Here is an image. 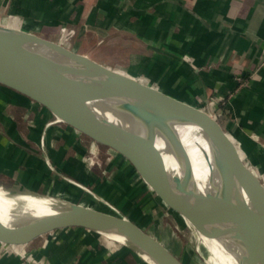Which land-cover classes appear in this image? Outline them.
Wrapping results in <instances>:
<instances>
[{
  "label": "crops",
  "instance_id": "crops-1",
  "mask_svg": "<svg viewBox=\"0 0 264 264\" xmlns=\"http://www.w3.org/2000/svg\"><path fill=\"white\" fill-rule=\"evenodd\" d=\"M0 26L47 34L56 26L70 28L75 42H89L79 53L201 104L239 142V135L256 136L262 147L264 0H0ZM57 120L44 106L0 84V183L75 201L82 184L101 196L115 193L141 208H160L158 197L116 154L108 152L116 160L115 177L99 178L84 162L88 138ZM256 156L264 160L263 147ZM136 189L143 207L133 195ZM67 227L85 231L59 232ZM51 230L56 233L35 239L22 252L50 259L121 256L141 264L140 256L107 245L94 231L74 225ZM6 259L4 264H19V258Z\"/></svg>",
  "mask_w": 264,
  "mask_h": 264
},
{
  "label": "water",
  "instance_id": "water-1",
  "mask_svg": "<svg viewBox=\"0 0 264 264\" xmlns=\"http://www.w3.org/2000/svg\"><path fill=\"white\" fill-rule=\"evenodd\" d=\"M32 45L47 48L52 56H46ZM0 84L44 106L58 120L123 158L158 199L194 231L209 237L232 234L245 247L241 264H264V182L261 173L255 171L258 167L254 163L248 165L251 170L243 165L247 161L240 142L211 113L37 33L6 26H0ZM104 98H123L124 108L133 117L145 121L154 131L164 132L178 156L180 145L170 121L183 119L206 130L225 153L234 177L252 201L251 209L236 203L226 185L220 193L213 194L189 189L185 179L167 167L154 140L93 112L88 104ZM247 158L251 162V158ZM231 176L229 172L227 179ZM68 205L76 214L74 224L94 232L116 229L155 261L182 264L180 258L147 231L148 224H138L122 214L79 204ZM51 229L0 222V244L26 251L28 244L52 233ZM95 233L113 248L125 247L144 257L132 247L110 243L105 235Z\"/></svg>",
  "mask_w": 264,
  "mask_h": 264
},
{
  "label": "bare ground",
  "instance_id": "bare-ground-1",
  "mask_svg": "<svg viewBox=\"0 0 264 264\" xmlns=\"http://www.w3.org/2000/svg\"><path fill=\"white\" fill-rule=\"evenodd\" d=\"M32 48H38L48 57L52 56L47 48L39 45H32ZM122 100L124 102L123 98H104L92 101L88 105L100 118L154 140L167 167L176 176L185 179L189 189L201 194H213L220 193L226 185L236 203L251 209L252 201L234 177L225 153L208 136L206 130L183 119L170 121L180 145L178 156L164 132L154 131L145 121L133 117L124 108ZM229 172L232 176L227 179ZM75 215L70 211L68 203L62 199L0 190V222L4 224L41 225L46 228L74 225L85 228L83 225L74 224ZM95 232L143 254L141 260L144 264H161L116 229H100ZM195 234L205 248L207 264H241L245 247L232 234L217 237L205 236L197 231Z\"/></svg>",
  "mask_w": 264,
  "mask_h": 264
},
{
  "label": "rangeland",
  "instance_id": "rangeland-1",
  "mask_svg": "<svg viewBox=\"0 0 264 264\" xmlns=\"http://www.w3.org/2000/svg\"><path fill=\"white\" fill-rule=\"evenodd\" d=\"M56 28L60 29V26H56L55 29H52V31H50L48 34L45 32H41L37 34L42 37L51 39L55 42H58L75 52L86 50L83 47L84 46L83 43L86 40L83 41L82 43L80 41L75 42L74 40L75 33L74 34L70 33V35H68L63 31L60 30L58 31ZM85 44L88 46L89 42L86 41ZM98 58L104 63L110 65L109 63L105 62V59H102L100 57ZM144 82L151 84V82L145 80ZM174 96H176L177 98L183 101L189 102L182 96H178V95H174ZM197 105L198 107H200L199 105L201 104H197ZM211 115L215 116L217 119L220 120V117L217 116L216 114L211 113ZM239 138L244 143L243 144L240 142V145L245 151V157H246L245 159L247 161L246 162L247 164L243 162V165L248 170H251L248 165H250V163L253 164V160L250 159L251 162H249L247 158L250 157L249 154H251V156L262 167V169L258 167V170L255 171L257 172L259 171L261 173V179L264 182V160H261V158L258 157L259 160L258 161L256 158L257 157L256 155L260 151V148L261 149L262 147L264 148V142H262V147H261L259 142L256 140L257 139L256 136L247 138L243 135H239ZM108 152L109 151L105 147L93 142L89 138L87 139V150L84 155L85 164H87V166L90 169L96 170L99 175V178L100 177L102 179L106 178L108 181H110L116 175L117 164L115 158L111 156ZM134 183H136L135 180ZM78 187L82 189L83 192L80 195L81 199L78 198V201H75L76 199L72 196L69 197L64 196L62 198L55 197V198L62 199L66 201L68 204H79L93 209H95V207H99V210L103 212H115L118 214H125L138 219H143V220L148 219L150 223L146 228L147 231H149L154 236H156L171 253L175 254L178 258L181 259V262L183 264H207L206 262L207 253H205L206 251L204 246H202L203 245L202 242L198 240L193 227L189 225L187 222H185L182 218H180L177 214H175L170 208H168L163 203L160 204L161 209L158 206L153 205L151 208L152 210H150L149 207L145 209L139 207L138 204L136 203L133 204L127 202L126 197H123V201H121L119 200V197L115 193L113 194L111 193L108 196L107 195L101 196L98 193H96L90 186L87 185L84 186L80 184ZM0 190H4L7 192L10 191L14 193H19V192L28 193L23 190H19L14 186H11V184H8L7 182L0 183ZM133 195L134 197L136 196V198L139 197L138 202L143 207V203L146 202H144V199L142 200L143 196H141L140 190L136 189ZM70 231H85V230L67 227L65 230L59 232H70ZM50 232L56 233L54 230H51ZM105 239L110 243L117 242L107 237H105ZM198 248H200V250ZM7 256H12L13 259L19 258V262H18L19 264H112L116 262L123 264L130 263L129 258L121 257V256L107 257V258L97 256V257H80L75 259H65V258L50 259L43 256H35L32 254L23 253L22 251H16L6 245L0 244V264H4L3 260H5ZM139 263L144 264L142 260H140Z\"/></svg>",
  "mask_w": 264,
  "mask_h": 264
},
{
  "label": "built area",
  "instance_id": "built-area-1",
  "mask_svg": "<svg viewBox=\"0 0 264 264\" xmlns=\"http://www.w3.org/2000/svg\"><path fill=\"white\" fill-rule=\"evenodd\" d=\"M60 30L63 31V32H65L68 35H70V33L72 34V32H73L71 29H67L65 27H61Z\"/></svg>",
  "mask_w": 264,
  "mask_h": 264
},
{
  "label": "trees",
  "instance_id": "trees-1",
  "mask_svg": "<svg viewBox=\"0 0 264 264\" xmlns=\"http://www.w3.org/2000/svg\"><path fill=\"white\" fill-rule=\"evenodd\" d=\"M59 31V28H56ZM59 34V33H58Z\"/></svg>",
  "mask_w": 264,
  "mask_h": 264
}]
</instances>
